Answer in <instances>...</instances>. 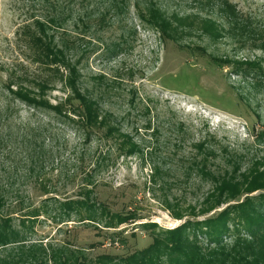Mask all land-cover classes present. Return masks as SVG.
Segmentation results:
<instances>
[{
	"label": "rangeland",
	"instance_id": "rangeland-1",
	"mask_svg": "<svg viewBox=\"0 0 264 264\" xmlns=\"http://www.w3.org/2000/svg\"><path fill=\"white\" fill-rule=\"evenodd\" d=\"M35 37L65 51L105 121L90 138L74 116L7 90L13 82L53 106L68 97ZM263 168L264 0H0L1 216L27 244L139 253L161 232L257 202L264 190L218 206L210 196ZM88 192L137 220L105 229L65 209L85 208Z\"/></svg>",
	"mask_w": 264,
	"mask_h": 264
},
{
	"label": "trees",
	"instance_id": "trees-1",
	"mask_svg": "<svg viewBox=\"0 0 264 264\" xmlns=\"http://www.w3.org/2000/svg\"><path fill=\"white\" fill-rule=\"evenodd\" d=\"M225 6L228 12L235 13L233 6L228 3ZM34 42L41 46L39 55L43 58V65L51 75L62 79L63 85L69 89L68 97L53 106L45 98H39L22 87L14 93L11 90L15 85L13 82L8 84L7 90L17 95L14 100L34 110H50L58 115L64 113L74 116L78 120L76 124L85 128L84 132L90 138L94 128L104 126L105 121H98L96 105L78 89L77 72L67 61L65 51L56 50V47L54 49V41L50 38L42 44L41 39L35 37ZM65 73H68L67 77ZM50 83H40L38 90L49 91ZM244 185L225 183L220 194L217 197L210 196V199H215L218 206L239 200L244 192L252 194L264 190V170ZM84 197L79 204L85 208H65L78 210L80 214L85 209L89 218L82 221L102 223L105 229H118L128 221L137 220V214L110 212L103 204L92 201L89 192ZM4 207L5 198L0 195V251L13 250L6 255L0 252V264H264V196L257 202L247 197L235 208H228L215 217L203 221L190 220L173 230L161 232L150 246L128 256L101 254L91 257L82 249H54L43 243L27 244L24 232L15 229L10 218L1 216ZM208 213L209 210L201 215Z\"/></svg>",
	"mask_w": 264,
	"mask_h": 264
}]
</instances>
